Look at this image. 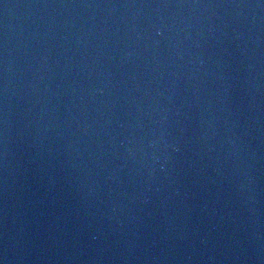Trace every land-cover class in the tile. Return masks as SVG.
I'll return each instance as SVG.
<instances>
[{
    "label": "water",
    "instance_id": "water-1",
    "mask_svg": "<svg viewBox=\"0 0 264 264\" xmlns=\"http://www.w3.org/2000/svg\"><path fill=\"white\" fill-rule=\"evenodd\" d=\"M0 264H264V0H0Z\"/></svg>",
    "mask_w": 264,
    "mask_h": 264
}]
</instances>
